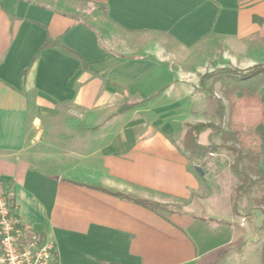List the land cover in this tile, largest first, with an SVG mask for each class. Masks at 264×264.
I'll list each match as a JSON object with an SVG mask.
<instances>
[{"label": "crops", "instance_id": "crops-1", "mask_svg": "<svg viewBox=\"0 0 264 264\" xmlns=\"http://www.w3.org/2000/svg\"><path fill=\"white\" fill-rule=\"evenodd\" d=\"M254 17L264 0H0V192L53 264H219L249 248L245 223L188 209L207 173L183 140L215 111L203 74L264 64Z\"/></svg>", "mask_w": 264, "mask_h": 264}, {"label": "trees", "instance_id": "trees-1", "mask_svg": "<svg viewBox=\"0 0 264 264\" xmlns=\"http://www.w3.org/2000/svg\"><path fill=\"white\" fill-rule=\"evenodd\" d=\"M253 19L259 24L260 32L264 36V18ZM48 46H50L49 41L46 40L42 48ZM63 48L72 52L66 47ZM211 77L224 85L222 98L214 96L213 85L208 83ZM199 84L205 94L215 100L216 114L220 122L218 124L198 122L188 125L183 149L197 156L198 161L196 160L195 163L204 172L210 153L223 148L232 154L233 162L230 170L237 179V184L231 192L232 209L238 213L244 198L253 195L254 206L263 216L260 229L264 231V64H257L246 70L226 68L217 73L208 72L200 77ZM205 131L216 134L221 145H201L198 136ZM121 197L126 198L124 195ZM6 199L12 215L17 216L12 200L7 197ZM136 202L154 211L167 209L151 201L136 200ZM260 260L264 264V242Z\"/></svg>", "mask_w": 264, "mask_h": 264}, {"label": "rangeland", "instance_id": "rangeland-1", "mask_svg": "<svg viewBox=\"0 0 264 264\" xmlns=\"http://www.w3.org/2000/svg\"><path fill=\"white\" fill-rule=\"evenodd\" d=\"M82 16L99 28H102L100 21L96 17V13H83ZM217 72H219V70L215 69L211 73ZM208 83L213 85L212 89L214 96L222 98L224 90L222 82L211 77ZM197 84L199 87L195 88L202 90L199 81ZM210 100L215 105V111L204 113V116L202 117L205 119V122L218 124L220 121L216 114V103L214 99L211 98ZM193 124L195 123L187 124V126ZM207 132L208 134H203L200 137L201 145H221V141L216 134L211 131ZM206 161L207 163L203 177H205V173H207V176L205 177L203 194L201 196L191 197L188 205L190 208L188 207V209L198 215L204 214V216H206L209 213L208 211L214 207L219 210V216L236 219L245 223L241 229H243L242 233H244L247 238L243 237L242 239L250 242L249 248H245V243H243L242 240L240 241L241 245L239 246L237 242L236 246H233V248L227 252V256L223 259L224 262L222 263L220 261L221 264H243L245 263L244 261H246L247 264H262L260 260V252L264 242V231L260 229V224L263 216L254 206L252 200L254 196L252 195L251 197L244 198L240 204L238 213H235L232 209L231 192L232 188L237 184V179L230 170V165L233 162L232 154L223 148H219L214 151L213 156L210 155V158ZM171 210H181V206H172Z\"/></svg>", "mask_w": 264, "mask_h": 264}, {"label": "built area", "instance_id": "built-area-1", "mask_svg": "<svg viewBox=\"0 0 264 264\" xmlns=\"http://www.w3.org/2000/svg\"><path fill=\"white\" fill-rule=\"evenodd\" d=\"M38 234L12 215L0 192V264H53L54 243Z\"/></svg>", "mask_w": 264, "mask_h": 264}, {"label": "water", "instance_id": "water-1", "mask_svg": "<svg viewBox=\"0 0 264 264\" xmlns=\"http://www.w3.org/2000/svg\"><path fill=\"white\" fill-rule=\"evenodd\" d=\"M195 170L197 171V173L200 175V176H204V171L203 169L200 167V166H195Z\"/></svg>", "mask_w": 264, "mask_h": 264}]
</instances>
